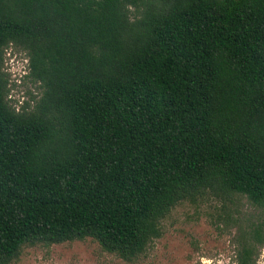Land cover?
Wrapping results in <instances>:
<instances>
[{"label": "trees", "instance_id": "16d2710c", "mask_svg": "<svg viewBox=\"0 0 264 264\" xmlns=\"http://www.w3.org/2000/svg\"><path fill=\"white\" fill-rule=\"evenodd\" d=\"M9 47L39 88L21 110ZM209 200L258 264L264 0H0V264L88 238L132 262Z\"/></svg>", "mask_w": 264, "mask_h": 264}, {"label": "rangeland", "instance_id": "374dc122", "mask_svg": "<svg viewBox=\"0 0 264 264\" xmlns=\"http://www.w3.org/2000/svg\"><path fill=\"white\" fill-rule=\"evenodd\" d=\"M28 57L19 48L4 51L3 72L7 81V100L16 110L31 106L38 96V84L29 76ZM244 214L254 213L244 200L239 203ZM220 203L206 201L198 206L178 204L162 221V235L148 251L132 262L103 251L98 243L84 241L57 245H37L22 250L13 264H236V230L223 227L218 217ZM258 264H264V248Z\"/></svg>", "mask_w": 264, "mask_h": 264}]
</instances>
